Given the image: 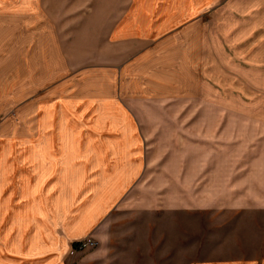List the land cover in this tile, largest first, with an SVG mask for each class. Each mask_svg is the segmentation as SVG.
Instances as JSON below:
<instances>
[{"label": "crops", "instance_id": "crops-1", "mask_svg": "<svg viewBox=\"0 0 264 264\" xmlns=\"http://www.w3.org/2000/svg\"><path fill=\"white\" fill-rule=\"evenodd\" d=\"M213 2L130 0L117 18L105 25L93 23L85 33L82 28L73 46L41 67L78 70V75L92 78L106 73L112 82L104 85L84 78L82 89L87 91L82 94L81 88L63 79L48 89L49 98L33 99L31 119L39 127L27 133L30 145L11 157L0 148V251L10 252L11 264H66L73 241L89 234L97 239L89 257L83 256L90 264H264L259 252L195 258L193 244H179L178 231L196 229L179 228L178 196L171 193L168 200L145 194L147 188L173 189L178 179L171 175L172 185L165 186L162 179H146V137L132 105L115 90L119 76L120 91L142 92L140 84H133V70H194L193 58L185 64L168 44L178 41L177 28L190 26L213 8ZM244 166L204 168L205 177L195 180L203 188L264 184V169ZM235 167L240 169L234 172ZM138 185L146 188L144 194H135ZM252 195L189 204L206 209L215 203L246 202L264 210V198ZM167 202L169 208L163 206ZM6 204L10 205L1 206ZM218 214L219 219L227 218ZM186 215L194 223L195 213ZM246 223L233 231H259L257 218ZM213 228L228 227L208 229ZM164 231L174 232V243H163ZM147 237H154V242Z\"/></svg>", "mask_w": 264, "mask_h": 264}, {"label": "rangeland", "instance_id": "rangeland-1", "mask_svg": "<svg viewBox=\"0 0 264 264\" xmlns=\"http://www.w3.org/2000/svg\"><path fill=\"white\" fill-rule=\"evenodd\" d=\"M129 2L0 0V148L7 149L8 157L25 150L32 142L27 133L38 131L39 125L30 113L33 99L37 102L49 98L48 89L65 78L78 89H82L84 78H92L78 75V70L41 67L49 59L56 61L59 52L73 46L82 28L85 33L93 23H109ZM213 3V8L190 26L177 28L178 41L168 44L185 64L193 58L194 70H133V84L143 87L136 93L120 91L122 79L115 76V90L124 100L121 101L132 105L146 137V179H162L164 186L172 185L171 175L178 179L173 189L168 186L156 191L138 185L134 190L138 195L148 190L145 194L168 196V200L171 193L178 196L179 228L196 229L178 231V242L193 244L195 258L257 252L262 255L263 209L246 202L237 206L215 203L206 209L189 204L215 201L219 196L218 201L249 198L254 193L264 198V184L238 189L203 188L195 180L198 175L205 177L204 168L242 164L264 169V0ZM92 79L104 85L107 80L112 82L106 73L93 75ZM86 91L82 89V94ZM192 117H196L195 123ZM238 169L235 167L234 172ZM163 206L169 208L170 204ZM187 211L197 216L194 223L187 219ZM218 213L227 215L226 220L219 219L222 216ZM252 217L258 219L259 231H233V227L249 223ZM235 221L236 225H231ZM210 227L228 228L210 231ZM163 234V243H174L173 231ZM147 239L154 242V237ZM91 247L69 253L66 264H90L89 258L83 256L89 257ZM10 255L0 251V264H11Z\"/></svg>", "mask_w": 264, "mask_h": 264}, {"label": "built area", "instance_id": "built-area-1", "mask_svg": "<svg viewBox=\"0 0 264 264\" xmlns=\"http://www.w3.org/2000/svg\"><path fill=\"white\" fill-rule=\"evenodd\" d=\"M97 243V239L92 235H87L83 238L73 241L69 253L75 254L78 251L84 250L88 247H91Z\"/></svg>", "mask_w": 264, "mask_h": 264}]
</instances>
